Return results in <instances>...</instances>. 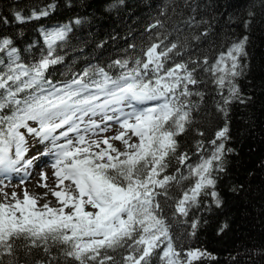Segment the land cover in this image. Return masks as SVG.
I'll use <instances>...</instances> for the list:
<instances>
[{
	"label": "snow or ice",
	"instance_id": "6c2138e0",
	"mask_svg": "<svg viewBox=\"0 0 264 264\" xmlns=\"http://www.w3.org/2000/svg\"><path fill=\"white\" fill-rule=\"evenodd\" d=\"M47 15V10H41L27 19ZM15 19L24 22L26 18L17 12ZM66 33V28L44 32L47 54L42 53L39 60L30 64L22 62L12 39H0V172H20L32 166L38 156L25 159L29 151L27 137L31 136L40 144H50L38 155L52 157L55 180V186L39 196L30 195L27 190L23 199L15 192L10 197L4 194V202H0V264L3 257L14 255L17 240L26 241L24 246L29 251L42 248L48 255L51 247L63 245L62 255L76 264H120L107 250L125 247L130 254L123 257V264H151L165 241L159 254L163 264H192L207 256L197 249L189 250L186 259H181L159 215L157 200L159 196L167 197L173 182L180 184L194 176V184L183 191L176 210L187 216L189 207L198 206L202 193L213 197L217 206L220 204L212 172L223 171L218 162L225 145L217 140L227 139V126L215 133L216 139L210 142L214 151L209 157H201L192 165L186 163L187 153L177 155L176 137L190 123L189 105L181 98L194 94L189 85L198 83L193 75L195 68L190 70L186 63L165 68L168 53L177 45L173 43L166 51L158 52L159 45L152 44L144 53L146 60L135 59L132 68L128 67V59L115 61L125 69L116 79L98 68L96 72L103 83H85L84 77L89 75V70H85L80 79L59 88L46 78V72L62 61V57L54 55L55 45L66 38ZM246 41L244 37L233 44L206 69L213 73L214 83L221 89L227 83L229 95L223 97L224 105L238 94L232 78L240 74L239 58L246 55ZM204 63H208L206 59ZM93 86L108 97L102 103H97L100 96L95 93L85 95ZM153 100L163 102L140 110L134 107V103ZM124 104L133 110L126 113L120 107H112ZM109 110L113 115L107 114ZM220 110L226 113L223 106ZM96 115H102L104 127L93 119H84ZM113 120L122 131L102 140L92 138L109 131L106 122ZM69 133L76 135L70 138ZM112 140L122 142L123 150L114 146ZM197 147L202 148L203 142L198 141ZM172 157L188 168V176L164 174ZM176 171L179 173V169ZM40 181L37 186L48 188L45 173H41ZM209 188L213 190L207 191ZM49 193L56 198L57 206H51L46 199ZM38 199H45L40 208ZM196 226L193 222L192 228Z\"/></svg>",
	"mask_w": 264,
	"mask_h": 264
},
{
	"label": "trees",
	"instance_id": "16d2710c",
	"mask_svg": "<svg viewBox=\"0 0 264 264\" xmlns=\"http://www.w3.org/2000/svg\"><path fill=\"white\" fill-rule=\"evenodd\" d=\"M41 10L48 15L27 19ZM17 12L26 18L24 22L15 19ZM55 27L66 28L67 33L55 45L54 55L62 61L49 67L46 78L60 87L80 79L85 70H89L85 83H103L98 68L116 79L125 69L115 61L128 59L132 68L135 59L146 60L144 53L152 44L159 45L158 52L177 45L168 53L165 68L186 63L190 70L195 68L198 81L189 85L194 94L181 98L189 105L190 123L176 137L177 155L187 153L186 163L195 165L214 151L210 142L216 139L215 133L225 126L228 132L227 139L217 140L225 145L218 162L223 171L212 172L219 206L202 193L198 206L189 207L187 216L176 210L183 191L194 184L193 176L180 184L173 182L167 197H157L159 215L182 260L189 250L198 249L208 255L192 264H264V0H0V39H12L24 63L47 54L43 33ZM244 37L246 55L239 58L240 74L232 78L238 94L224 105L227 83L221 89L206 69ZM90 93H97L94 86L85 95ZM162 102L155 100L151 105ZM222 106L226 113L220 110ZM198 141L203 142L202 148L197 147ZM188 172L172 157L164 174L188 176ZM25 244L17 240L14 255L3 257V264H76L62 255L63 245L51 247L48 255L42 248L29 251ZM164 246L166 241L151 264H163L159 254ZM107 252L120 264L130 254L127 247Z\"/></svg>",
	"mask_w": 264,
	"mask_h": 264
},
{
	"label": "rangeland",
	"instance_id": "374dc122",
	"mask_svg": "<svg viewBox=\"0 0 264 264\" xmlns=\"http://www.w3.org/2000/svg\"><path fill=\"white\" fill-rule=\"evenodd\" d=\"M57 29H59V28L55 27V28L47 29L46 31L49 32V31H54ZM56 87L63 88L60 86H56ZM96 91H97L96 94H99V96H100V100L97 101V103H102L105 99L108 98L103 92H99L97 89H96ZM153 101H155V100H153ZM153 101H146L142 104L134 103V107L137 110H140L143 108H149V107L153 106V105H151V102H153ZM112 107H120L126 113L131 112L133 110L132 108L128 107L127 104L112 105ZM107 114L113 115V113L110 110L107 112ZM84 119L86 122L89 119H93L97 123H100L101 127H104V123H102V115L85 117ZM30 123H32V122H30ZM106 123L109 125V131L101 133L99 136H94V137H92L93 139L102 140L105 137L114 136V135L118 134L119 131H122V129H120L119 124H117L115 120L107 121ZM32 126L35 127V124H32ZM82 127H83V125H82ZM62 130L63 129L58 130V131H62ZM75 135H76L75 133H69L70 138L75 137ZM129 135H130V133H129ZM27 139H28L29 151L26 154L25 159H31L34 156H38V159L34 160L32 166L27 168L26 170H21L20 172H8V173L0 172V202H4V199H5L4 194L5 193H7L8 196L10 197L11 193L15 192V193H17V196L20 199H23V192L25 190H27L30 195L39 196V195L43 194L44 192L48 191L49 188H52L55 186V180L53 178V171L54 170L51 167L52 158L45 160L44 159L46 157L45 155H38L39 153L44 152L46 147H50V144H47V143L40 144V143H38V141L34 140L31 136H28ZM135 139L136 138L133 137V140H135ZM59 142L63 143L64 141L61 140ZM111 143L114 146H116L117 148L123 150L122 142L112 140ZM33 145H35V146H33ZM101 147L106 148V145L101 144ZM18 167H19V165H18ZM34 169H35L36 173L33 172L34 174L29 176L30 172ZM41 173H45L47 175L48 188L37 186L38 182H41L40 181ZM65 183L67 184L68 182L66 181ZM46 199L51 201V206H57L56 198L53 197L51 195V193H49V195L46 197ZM44 202H45V199H38L37 208H40V206ZM87 210H91V209L88 208Z\"/></svg>",
	"mask_w": 264,
	"mask_h": 264
},
{
	"label": "bare ground",
	"instance_id": "6f19581e",
	"mask_svg": "<svg viewBox=\"0 0 264 264\" xmlns=\"http://www.w3.org/2000/svg\"><path fill=\"white\" fill-rule=\"evenodd\" d=\"M51 158H52L51 156H46L44 159L47 160V159H51ZM33 172H35V169L32 170V171L30 172L29 176H30V175H33V174H34ZM35 173H36V172H35ZM4 175H5V174H4ZM4 175H3V176H4ZM31 181H32V180H31Z\"/></svg>",
	"mask_w": 264,
	"mask_h": 264
}]
</instances>
